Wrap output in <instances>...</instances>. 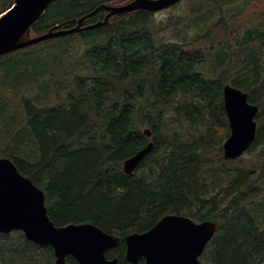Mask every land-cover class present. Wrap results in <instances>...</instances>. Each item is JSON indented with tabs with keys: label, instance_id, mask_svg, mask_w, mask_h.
Masks as SVG:
<instances>
[{
	"label": "trees",
	"instance_id": "1",
	"mask_svg": "<svg viewBox=\"0 0 264 264\" xmlns=\"http://www.w3.org/2000/svg\"><path fill=\"white\" fill-rule=\"evenodd\" d=\"M13 1L0 0V15ZM130 1L57 0L31 30L70 28L101 5ZM232 1L197 0L173 21L135 11L0 57V158L43 191L55 226L92 224L119 237L106 259L130 264L124 239L176 214L218 224L201 264H264V13L234 35L227 24L241 10H223ZM175 26L181 34L166 40ZM224 84L259 108L252 169L229 167L220 154L229 136ZM150 141L126 176L123 161ZM0 264H54V254L21 232L0 234Z\"/></svg>",
	"mask_w": 264,
	"mask_h": 264
},
{
	"label": "water",
	"instance_id": "2",
	"mask_svg": "<svg viewBox=\"0 0 264 264\" xmlns=\"http://www.w3.org/2000/svg\"><path fill=\"white\" fill-rule=\"evenodd\" d=\"M57 0H14L0 15V57L22 51L51 39L67 37L106 25L110 18L135 11L159 12L181 0H132L122 5H101L92 13L77 20L74 26L55 25L47 32L34 35L32 26ZM99 10L106 15L102 21L83 26V22ZM223 105L230 134L222 146L223 158L235 160L243 155L256 137L255 116L258 107L248 102V95L226 84L222 87ZM146 137L151 136L144 129ZM153 143L127 158L122 171L132 176L149 154ZM45 197L41 189L23 176L8 158H0V234L22 232L24 238L37 245L53 249L54 264H65L72 257L78 264H118L107 260L105 253L119 243V238L104 233L92 224L55 226L47 216ZM218 229L212 221L196 223L189 217L176 214L163 216L144 233L128 235L125 260L137 264H201L199 257Z\"/></svg>",
	"mask_w": 264,
	"mask_h": 264
},
{
	"label": "rangeland",
	"instance_id": "3",
	"mask_svg": "<svg viewBox=\"0 0 264 264\" xmlns=\"http://www.w3.org/2000/svg\"><path fill=\"white\" fill-rule=\"evenodd\" d=\"M196 1L197 0H183L173 8L154 14V18L157 21H173L174 19L177 20L179 17L186 15V11H188V9H190L192 4ZM248 1L249 0H234L232 1V3L225 2L223 4V10L226 16L228 15V11L231 12V10L235 9L241 10V13L237 16V19L232 24H227V29L229 31H232V34L234 35L240 34L246 27L255 24L258 16L264 13V0H252L249 5H245ZM180 28L181 26H175L174 28H171L170 30L174 31L173 33H175V36L172 35L171 31H168L169 33L166 34L165 39H169L171 41L177 40V37L179 36V34H181L180 32L182 31ZM216 35V40H223L225 33L223 30H218L216 32ZM209 44L210 43L207 42L203 45L208 46ZM3 147L4 146L0 144V149H2ZM258 149L246 151L240 158L232 161H227V166H243L252 169L257 162ZM220 154L223 158L222 152Z\"/></svg>",
	"mask_w": 264,
	"mask_h": 264
},
{
	"label": "bare ground",
	"instance_id": "4",
	"mask_svg": "<svg viewBox=\"0 0 264 264\" xmlns=\"http://www.w3.org/2000/svg\"><path fill=\"white\" fill-rule=\"evenodd\" d=\"M119 198V197H118ZM49 217V216H48ZM117 237V236H116ZM119 238V237H118ZM119 241H120V238H119ZM113 260V259H112ZM117 260V259H116Z\"/></svg>",
	"mask_w": 264,
	"mask_h": 264
},
{
	"label": "flooded vegetation",
	"instance_id": "5",
	"mask_svg": "<svg viewBox=\"0 0 264 264\" xmlns=\"http://www.w3.org/2000/svg\"><path fill=\"white\" fill-rule=\"evenodd\" d=\"M125 161V160H124Z\"/></svg>",
	"mask_w": 264,
	"mask_h": 264
}]
</instances>
